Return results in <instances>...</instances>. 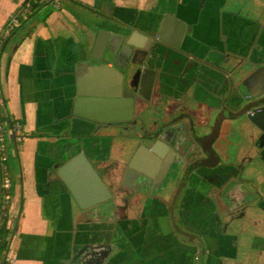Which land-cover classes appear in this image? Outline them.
Segmentation results:
<instances>
[{"label":"flooded vegetation","instance_id":"1","mask_svg":"<svg viewBox=\"0 0 264 264\" xmlns=\"http://www.w3.org/2000/svg\"><path fill=\"white\" fill-rule=\"evenodd\" d=\"M240 10L259 26L237 25L229 42L232 33L222 23L220 42L204 44L198 54L183 45L191 31L185 22L180 49L152 40L154 80L138 81L122 69L117 98L132 100V111L92 120L86 144L109 189L93 206L109 239L102 264L126 245L138 252L169 244L180 248L158 254L169 264H208L209 246L217 248L212 260L224 263L217 250L228 244L226 234L264 200V0ZM59 136L82 144L65 122ZM209 215L219 229L210 227Z\"/></svg>","mask_w":264,"mask_h":264},{"label":"crops","instance_id":"2","mask_svg":"<svg viewBox=\"0 0 264 264\" xmlns=\"http://www.w3.org/2000/svg\"><path fill=\"white\" fill-rule=\"evenodd\" d=\"M24 2L0 0V29ZM258 2L64 0L56 8L50 0H39L0 51V87L7 98V111L22 120L27 134L9 159L14 179L9 224L16 225L11 241L14 264H102L101 258L107 254L105 222L88 220L83 212L79 215V209L70 219L75 200L59 182L55 167L69 154L68 144L59 136L63 131L61 115L72 91L69 87L74 88L69 70L79 60L86 61L88 67L95 62L98 30L126 31L129 23L150 30L173 14L191 29L183 39L184 47L198 54L220 42L222 23L232 36L237 25H254L240 6L250 8ZM235 36L229 42L236 40ZM1 210L0 168V214ZM207 221L211 228L219 229L211 215ZM163 227L165 232L169 230ZM226 236L231 244L217 250L226 262H214L217 248L209 246L208 264H264V200L247 210L238 231ZM171 245H151L138 252L126 245L122 254L107 264H169L158 254L163 258L178 253L180 248Z\"/></svg>","mask_w":264,"mask_h":264},{"label":"water","instance_id":"3","mask_svg":"<svg viewBox=\"0 0 264 264\" xmlns=\"http://www.w3.org/2000/svg\"><path fill=\"white\" fill-rule=\"evenodd\" d=\"M126 26L129 30L118 31L101 27L93 53L95 62L88 67L86 61L79 60L69 70L73 75L74 88L69 87L72 91L61 120L66 123L68 134L81 135L83 139L78 147L70 142L68 157L63 163L57 162L55 167L59 182L68 193H72L75 200L74 206L70 208L71 220L79 208L86 210L79 212V215L83 212L86 219H99L93 206L109 195L108 187L90 160L85 136L92 132L93 119L117 118L123 116L120 114L123 111H132V100L126 102L117 98L125 81V72L122 69L133 70V77L138 81L149 78L148 81L151 82L155 76L154 69L158 67L151 61L153 55H156L152 40L164 42L162 44L171 48H181L180 38L184 34V22L173 14H167L156 31L132 23ZM174 37L177 39L174 40ZM108 250L106 247V253Z\"/></svg>","mask_w":264,"mask_h":264},{"label":"built area","instance_id":"4","mask_svg":"<svg viewBox=\"0 0 264 264\" xmlns=\"http://www.w3.org/2000/svg\"><path fill=\"white\" fill-rule=\"evenodd\" d=\"M54 7L60 8L64 0H50ZM32 12L31 1L25 2L17 9L0 29V44L8 39L13 32L19 28L23 21ZM26 131L22 120L12 116L7 111V98L0 87V168L2 185V208H9V246L2 250L0 240V264H14L16 256L11 247V241L15 232V222L10 224V206L12 201V191L14 179L10 171L9 159L11 153H15L22 141L26 137ZM11 148V152H10Z\"/></svg>","mask_w":264,"mask_h":264},{"label":"trees","instance_id":"5","mask_svg":"<svg viewBox=\"0 0 264 264\" xmlns=\"http://www.w3.org/2000/svg\"><path fill=\"white\" fill-rule=\"evenodd\" d=\"M31 1V8L32 11L33 9H35L38 5L39 0H30ZM20 7H18L17 9H19ZM7 39L4 40V42L2 44H0V51L3 49V47L5 46ZM30 134H35L34 132L30 133ZM8 219H9V208H2L1 210V214H0V240H1V248L2 250L7 249V247L9 246V239H8V235H9V226H8Z\"/></svg>","mask_w":264,"mask_h":264},{"label":"rangeland","instance_id":"6","mask_svg":"<svg viewBox=\"0 0 264 264\" xmlns=\"http://www.w3.org/2000/svg\"><path fill=\"white\" fill-rule=\"evenodd\" d=\"M10 152H11V148H10Z\"/></svg>","mask_w":264,"mask_h":264}]
</instances>
